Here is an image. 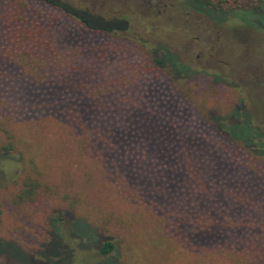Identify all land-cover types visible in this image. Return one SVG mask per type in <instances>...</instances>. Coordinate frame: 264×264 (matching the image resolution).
Here are the masks:
<instances>
[{
	"label": "rangeland",
	"instance_id": "rangeland-1",
	"mask_svg": "<svg viewBox=\"0 0 264 264\" xmlns=\"http://www.w3.org/2000/svg\"><path fill=\"white\" fill-rule=\"evenodd\" d=\"M64 1L127 28L0 0V264H264V0Z\"/></svg>",
	"mask_w": 264,
	"mask_h": 264
},
{
	"label": "trees",
	"instance_id": "trees-1",
	"mask_svg": "<svg viewBox=\"0 0 264 264\" xmlns=\"http://www.w3.org/2000/svg\"><path fill=\"white\" fill-rule=\"evenodd\" d=\"M43 2L44 4L55 8L61 12H63L64 14L68 15L69 17H71L72 19H74L75 21H78L79 23H81L86 29L92 31V32H103V33H112L115 34L117 31H124L127 28V20L122 18L119 20L120 23H122V26L120 27H111V26H106L104 24H98L96 21H99V16L95 15L91 10L87 9V8H77L74 6H71L69 3L65 2L64 0H38ZM204 5L212 10H216V11H222L221 9L223 4L226 3V0H201ZM118 18V17H116ZM115 19V18H113ZM152 62L155 65V67L161 69V68H165L166 67V62L164 61L163 58H158L155 55L152 56ZM230 136V135H228ZM232 136V135H231ZM230 136V137H231ZM233 140H239L241 142H243L241 139L232 136L231 137ZM119 141V139H118ZM244 143V142H243ZM104 145L108 146V141L104 140ZM244 147L245 148H249L247 147V144L244 143ZM11 150V148L9 147H4L3 151L5 154H8L9 151ZM25 189L23 190L22 194L19 197V199L21 200H34V198L36 196H38V186L34 181H29L25 183ZM59 221L64 220L63 217L58 218ZM72 221H77L80 222L81 224L84 225V227H86V229H89V231L91 233L94 232L95 234V230L93 228L90 227V225L86 224L85 222L79 220V219H74L72 218L70 222ZM215 231V232H214ZM213 233H216V230H213ZM114 244L111 240L106 239V241L104 240V242L102 243L101 247H100V254L102 256H108L114 249ZM25 254V253H23ZM27 254V253H26Z\"/></svg>",
	"mask_w": 264,
	"mask_h": 264
},
{
	"label": "flooded vegetation",
	"instance_id": "flooded-vegetation-1",
	"mask_svg": "<svg viewBox=\"0 0 264 264\" xmlns=\"http://www.w3.org/2000/svg\"><path fill=\"white\" fill-rule=\"evenodd\" d=\"M212 19V18H211ZM213 20V19H212Z\"/></svg>",
	"mask_w": 264,
	"mask_h": 264
}]
</instances>
